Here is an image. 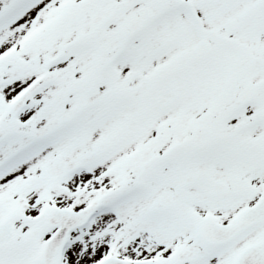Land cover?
Instances as JSON below:
<instances>
[{"label":"snow or ice","instance_id":"6c2138e0","mask_svg":"<svg viewBox=\"0 0 264 264\" xmlns=\"http://www.w3.org/2000/svg\"><path fill=\"white\" fill-rule=\"evenodd\" d=\"M0 264H264V0H0Z\"/></svg>","mask_w":264,"mask_h":264}]
</instances>
